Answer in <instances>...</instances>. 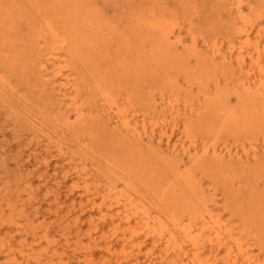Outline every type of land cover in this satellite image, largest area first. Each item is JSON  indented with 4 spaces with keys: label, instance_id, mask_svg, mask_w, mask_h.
<instances>
[{
    "label": "bare ground",
    "instance_id": "bare-ground-1",
    "mask_svg": "<svg viewBox=\"0 0 264 264\" xmlns=\"http://www.w3.org/2000/svg\"><path fill=\"white\" fill-rule=\"evenodd\" d=\"M111 1L112 0H110V2ZM123 1L124 0L122 1L120 0V2H122L123 5H125L126 3L124 4V2L126 0L124 2ZM144 1L145 0H143V3ZM186 1L187 0H185V2ZM105 2L107 3L106 0ZM155 2H158V0ZM155 2L154 4H157ZM222 2H224V0H222ZM233 2L237 5L238 9L236 10H239L241 12V14L239 13L240 14L239 18L242 21V23H244V25L240 26L239 23L237 24L235 23V26L232 27L230 30L231 36L227 38L226 35V38L229 39V44H230L227 45H229V47L231 46V53L229 54H232L231 57H228L224 55L225 53L222 52V46L216 42L215 36L213 37H215L216 43H214L213 45L211 44L208 45V43L205 42L207 44L206 45L207 49L209 48L208 51L211 54H208L206 49L205 50L207 53L203 54L202 52L203 50H201L202 48L199 49V46L197 44L196 36H194L193 39L191 40L192 41L191 45H186L187 43L185 44L183 38L180 36L181 34L180 35L176 34L177 31L179 32V30L181 29L180 23L176 19V17L174 16L172 17L171 16L172 14H170L169 12L171 16L170 18L168 16V13L163 14L161 11L156 9L158 6L155 8V5L154 8L152 6L151 8H148L147 5L146 6L147 9L145 7V10L144 7L143 9L140 10L138 8L140 6H138L137 4L136 5L138 7L134 5L135 8L139 9V11L134 13L133 14L134 16L133 15L129 16V20L127 19L128 21L126 20L127 22H124V23H128L129 27L127 29V27L125 26L126 29L123 30L121 27L122 18L121 19L117 18L120 20V21L118 20V22L115 23L111 22V20H109L107 17L108 14L106 13L107 14L106 15L105 12L103 11L104 9L102 8L103 9L102 10L96 4V2H94V0H0V94L1 96L4 97L8 91L17 92L18 90V86L12 84L11 76L9 75L11 71L16 72L23 79L24 82L27 81V84L34 83L33 81L34 78L36 84L34 85L35 87L40 89L42 92L47 91V94L49 95L53 94L54 98L56 99L54 100L55 103L52 102V106L55 108V110L53 111H56L55 113H57L56 115L54 114L56 120L55 122H57L55 123V125L58 124L59 126H61V128L63 127L64 131L67 130L68 132L73 134L75 138L73 142H75L79 146V151H77L78 149L76 151L79 152V154L85 155L86 156L85 158L90 160L93 165L97 164L96 169L99 172L103 171V177L105 175L104 185H99V186L96 185V187L94 186L93 188L91 187L92 185L88 183L92 175L88 170L89 166L86 163L76 164L78 162H76L77 159L74 158L75 156L72 157L69 156L70 159L67 157V159H69L70 165L72 166L71 171L74 170L75 173L77 174L76 176H78V180H76L75 178V181H78V183L76 184L74 189L80 188L82 185L84 186L83 189L84 194L82 192L80 197L83 195L85 196L82 197V202L79 203L80 206L82 207L83 210L88 208H90V210L92 211L96 210V212L101 213L100 215H102L103 212V215L98 216V218L96 219L94 217L97 216H95L94 214H93L94 217H92L91 219L89 216L88 220L90 224L88 223V221L87 222L82 221L83 223L86 222L87 225H90V229L88 226L87 229H85L86 231L88 230L87 232L83 231L84 228L82 230V227L75 226L77 227V230L75 232L76 233L75 236L77 239L74 241L75 242L74 244L75 246H80L82 248L83 247L85 248L86 254L84 255L83 258H85L86 263H92L93 257L96 254L95 251H97V249H101V252H103L102 254L104 255V262H105L104 264H109L111 262H115L116 264H139L141 263L140 260L142 261V259L146 260L145 261L146 264H220V263L221 264H264V261L261 259V256L255 254L253 250V247L257 246L260 248L261 253L262 252L264 253V194H262V191L261 193H259L258 188L260 186L257 187L258 186L257 182L258 180L260 181V176L262 177L264 176V170H262V172L261 171L258 172L259 174L258 175L257 170H252L253 167L252 169L244 167L242 169L243 170L242 173L240 172V174H236L237 171L239 172V168H236L234 165H231L233 164V162L230 164L229 161L227 160L231 159L233 161L236 158L240 160L242 159L243 154L241 155L240 152H236L234 154L233 151L229 149L228 146L225 147L226 149H224L222 148L221 145H219L222 136L225 134H230V135L235 134L236 136V135H241L242 133L248 134L249 132L252 131L255 132V134H261L264 136V87H263L264 79L262 80L263 78L262 76L264 75V64H263L264 62L262 63L261 61V48H260L261 42L259 38L257 40H255L254 38L253 40L251 36L250 33L251 28L249 26H254V22L252 23V21L249 20L247 16H245L246 14L245 15L243 14L242 0H233ZM128 3H131V1L129 0ZM258 3H259L258 5L261 6L260 2ZM101 4L102 3H100V5ZM203 4L204 2H202V5ZM248 4L250 5V3ZM262 4L264 6V0H262ZM162 6H160V9ZM199 6L201 7L200 4ZM228 6L229 5H227L226 7ZM186 7L188 6H185V9H187ZM205 8L206 7H204V9ZM253 8H251V11L253 10ZM163 9L164 8H162V11ZM176 9L177 7L175 8V10ZM201 9L203 10V8ZM166 10L168 9L165 8V11ZM223 10L225 11L226 9L224 8ZM123 12L121 11V13ZM253 12L254 10L251 12V14ZM116 13L119 12L117 11ZM190 14H191L190 19H192L193 14L192 13ZM119 15L118 17H122L121 15L120 16ZM176 15L177 17L179 16L177 12ZM256 15L257 14H255V16ZM112 16L111 18H113ZM262 17H264V12L262 14ZM117 19L115 20L117 21ZM187 19L189 20V18ZM233 20H235V18ZM191 26L192 25H190V27ZM24 27L27 28V30L29 31L27 34H23ZM188 28L187 30H190L189 35H191L190 32H192L193 29L191 30ZM193 33L195 34L194 30ZM217 35L220 37L218 32ZM223 38L225 39V36ZM201 39L203 40V37ZM180 46L185 48V51H187V53L182 54V51L181 53H178L179 51L177 52V50ZM262 46L264 45L262 44ZM250 49H254V51H256L257 54L255 53L256 54L255 55L253 54V52L250 53L249 52ZM226 50L228 49H225V51ZM234 50L239 51V52L237 51L238 53H236V56L234 54ZM247 56L248 57L250 56L251 58L249 62L252 61L251 66H249L250 68L248 67L249 69H246V65H245L247 61L246 60ZM217 58L222 59L223 63L226 64L230 63V65L233 64L231 60L233 61L234 59L236 63L239 65V73L238 74L234 73V71L236 70L234 68L235 70L233 71V74L232 73L229 74L230 72H227V68L224 67V64H215ZM228 59L231 60L228 61ZM193 62H195L196 64L194 63L195 65H193L192 64ZM4 68H7V70L10 71L6 75L3 73ZM255 73H258L261 79L259 82L256 81L254 83L251 82V78L254 76ZM182 76L186 79L183 81L187 83L189 90L193 89L194 87H198V89H200V94H203L202 96L205 97L202 98V100L205 99V101L203 100L204 102H201V104L204 103L202 107L200 108L197 107L199 110L194 109L193 103H190L191 101L189 102L190 104L188 103V101H186L189 98H187L185 101L182 102V100L185 99L182 97L183 95H182L181 87L183 86L180 87V83H179V80ZM153 77L154 78L157 77V79L158 77L163 79L164 84H162L163 89L161 90V100H162L161 104H163V106L166 105V107L164 106L163 108L169 109L170 110L169 112H171L170 114L177 115L175 118L176 120L181 118L180 116L183 106L186 109L190 107L192 114H194L195 112L199 113L198 116L199 118L197 121L196 119H194L195 118L194 117L185 123L184 128L182 129L183 137L182 138L178 137L179 139L175 141V143L173 142L174 144L172 143V138L174 136V133L176 132V128L178 127V121L177 122L173 121L174 124L173 123L166 124V122H164L163 119H161L162 121L160 122V120L152 121L150 118H148L151 116V114L154 113L157 114L158 104H159L158 102H160V100L158 101L157 99H155V95H154L155 89L154 88L152 89V87L154 86H151L152 85L151 81H153ZM222 77L226 79L225 83L227 85L230 83V85L232 84V86L234 87L235 93L237 94L238 97V103H237L238 105L236 104L237 106L235 107L228 106L226 99L228 98L227 92L229 90H227L226 88H228L230 85H228L227 87L224 86L222 87V83H221ZM160 80L161 79H159V82ZM212 83H215L216 85V89H214L216 91L213 92V94L212 92L210 93L211 91L210 86ZM157 87L161 88L159 83ZM168 88L171 89V93H169L170 89ZM166 91H168L169 94L168 97H166L167 95ZM231 91L232 92L230 94L234 92L233 88L231 89ZM20 93L22 94V92ZM190 95H192V93H190ZM197 95L199 96V94ZM16 96L18 95L16 94ZM199 98L200 97H198V100ZM160 109L162 110V107ZM5 110L8 111V109ZM140 111L143 112L141 113L143 115L141 119H143L144 117L142 124L141 121L139 120V115H138L140 114L139 113ZM21 114L22 113H20V115ZM45 114L48 113H46L45 111ZM156 114L154 115L156 116ZM51 115L53 114L51 113L50 116ZM5 116L6 115H4L3 117L4 119ZM72 116L75 117V119L73 118L74 119L73 121H71ZM208 116L212 117L211 121L208 119L209 122L207 121ZM158 117L156 116L155 118L159 119ZM163 117L164 115L161 118ZM3 118L1 117V121H0L1 123ZM25 118H26V114H25ZM17 119L19 121V117ZM49 120L50 119H48V121ZM25 121L27 123V120ZM50 121L54 123L53 120ZM203 125L204 127L202 128L201 131H205L207 137H204V139H202V143H199V139L197 137L200 135L199 134L197 135V131L199 130V127ZM111 126H113V129ZM5 128L6 127H4L3 129ZM29 128H31V126ZM35 129H37L36 126ZM57 129L58 128H56V130ZM47 131L49 132L50 130ZM48 132H46V134ZM123 133H126V136H123ZM127 134H132L134 135V137L137 136L138 138L141 139L147 137L150 142L154 141L155 138L157 137L158 139L156 140L160 141L161 143H163L162 141L165 140L166 144L169 147L171 146V144H173L171 147L173 149V152L177 156H181V155H186V157L188 156V159L191 163L189 169L187 170L185 168L182 169L181 163L177 162L175 159H170L171 157L170 158H165L166 156L158 157L156 153L154 154L151 152L144 151L143 149H137L134 146L128 145L130 142L126 144L125 138L127 137ZM16 135H18V133ZM184 138L185 139L187 138V140H184ZM46 140L48 139H44V141ZM239 140L237 139V141L241 143V141ZM228 142L229 144L231 143L230 141ZM200 144L202 145L199 148ZM69 145H71V143ZM52 146L54 145L52 144ZM55 146L62 156L68 155L67 153L68 151L71 152V150H74V149H70L67 150V152H65L64 147L66 146L64 145L63 147L59 141L57 144H55ZM220 146L222 149H220ZM257 149L258 148H256V146L251 148L252 151H255L254 153L255 155H257L258 153L256 152ZM23 150L25 149L23 148ZM160 151L161 150H159V152ZM156 152H158V150ZM244 152L249 159L250 158L249 156L251 155V151L246 150ZM47 154H49V151ZM8 157H10V154ZM8 157L5 158L7 159ZM30 158L32 157L30 156ZM54 158L55 157H53V159ZM3 159H1L0 161H2ZM25 163H23V165ZM10 168L12 169V166ZM62 169L63 168H61V170ZM232 169H238V170L237 171L235 170L234 172L232 171ZM7 170L8 169H6V172ZM259 170L260 169H258V171ZM14 171L15 170H13L12 173H14ZM74 171H72V173ZM199 173L202 176L203 175L208 176L209 177L208 179H210L208 173L215 174L213 180L215 181L214 183L219 186L221 185L228 186L230 183L234 184L236 181H238L242 185V182L244 183L243 179L246 178L247 182H245L246 184L243 185L250 190V197L248 200H246L247 204L245 205L243 204L242 206L238 205L236 210L233 211V213L231 211L232 213L231 219L230 217L227 216L226 218L228 219L225 220L223 215L217 213L218 212L216 206L217 200L208 197L204 191L206 187L204 186L203 189V187L201 186L202 182L200 181L202 178L200 179L198 178ZM74 174L72 176H74ZM66 177L68 178L67 174ZM211 177L213 178V176ZM34 178L36 179V177ZM65 178L64 180H66ZM99 178L97 180H100ZM24 181L25 180H23V182ZM101 186H104L105 189H103V187ZM120 186H123L122 190H120L121 188ZM18 187L20 189V187L22 186H18ZM215 187L216 186H214V188ZM55 191L57 193V190ZM5 192H7V189L5 190ZM43 192L45 193V191ZM33 194L35 195V192ZM44 195L43 197H45ZM8 196L10 197V194ZM57 196L59 199V194ZM15 198L16 197L14 196V198L12 199ZM0 199L1 201H3L2 198ZM229 199L230 198H228L227 200ZM47 203L49 202L47 201ZM20 204L22 203L20 202ZM72 204L73 206L77 205L71 202V205ZM6 205H9V203L8 204L6 203ZM67 205L68 204H66V206ZM7 207L4 208L6 209ZM9 207L11 208L12 206L9 205ZM41 207L43 208V206ZM19 208L21 207L19 206ZM227 208H229V206ZM227 208H225L226 211ZM75 209H78L77 206ZM26 210L27 212L29 211V209L27 208ZM14 211H15L14 213L17 212L15 209ZM61 214L64 215L65 213L63 212ZM81 214L82 213L80 212L79 216L77 215V217L80 218ZM73 215L71 216L73 217ZM2 217H4V213ZM21 217L19 218L18 216H15V218H17L16 220H18V218L21 219ZM74 217H76V215H74ZM99 217L104 222H106L105 220L110 221V224H108L111 226V227L108 226L111 228L109 230V233L104 232L103 228L102 229L99 228L100 224L97 222V219L100 220ZM4 218L6 219V217ZM11 218L13 219V216H11ZM24 218L27 219L26 216ZM56 218L57 217H54L53 220ZM5 219L3 220L5 221ZM31 221L33 222V219ZM28 222L31 223L30 221ZM68 222H72V221L70 220ZM76 222L79 223L81 221H79L78 219L76 220ZM38 223L34 224L35 227ZM77 223L75 224L77 225ZM31 224H29L30 228H31ZM7 225L8 224H6V226ZM15 225L18 226L19 223H17L16 221ZM26 225H28V223ZM26 225L25 224L23 225L24 228ZM54 225L56 224L54 223ZM1 226L3 227V225ZM21 227H17L19 232H21L23 229ZM50 227L51 226H49V228ZM108 227H107V231H108ZM7 228L8 230H10V227ZM27 229H29V226ZM5 230L7 231V229ZM23 232L24 234H27V231H23ZM42 232L44 233V235L42 233H36L35 230L32 232V234H34V236L36 237L38 234H41L40 239H45L46 241H48L49 246H47L46 249H44L45 247L41 246L42 244H40L41 242L40 240L39 249L43 248L44 252L42 251L43 252L42 253L40 251L41 253L38 255H36L37 252L36 254L32 252V249L34 250V247H32L31 245V240H28L30 241V245L29 243H27L26 235L24 239L20 242V245H15L17 247L20 246L18 248L12 245L11 243L9 246L4 239L3 243L0 244V251L1 252L3 251L4 253L7 252L5 253V256L6 254L7 256L5 257L6 260L4 264H28V263L30 264L31 260L32 261L34 260V264H70L68 263V261L67 262L65 261L67 257L64 259L61 255H60L61 257L58 256L59 247L52 248L53 241L52 242L49 241L50 239H49L48 227L47 229H45V231L43 230ZM63 232L60 233L63 234ZM68 232H72V231H68ZM17 234L19 233L17 232ZM20 234L22 235L23 233ZM13 235L14 234L12 232V236ZM84 236L89 238L90 241L89 246H85L86 244L84 245L83 243L85 238ZM61 237L63 238V236ZM22 238L23 237L21 236V239ZM6 239H8L7 236ZM52 239H54V237ZM55 239H54L55 242L54 244L58 243L56 242L58 239L56 240ZM36 240L38 241V239ZM71 240L72 239L70 237H66L67 246L69 249L75 250L72 249L74 248V244H72L73 242L71 243ZM148 240H150L149 243L152 242L153 247H151L152 249H150L146 253L145 256L146 258L142 257V259H140V255L144 251V244ZM27 244L32 248H29V250L26 249V246L28 247ZM93 244L94 246H92ZM118 246H121L122 249L121 247ZM51 248L53 251H51L52 252L50 253L51 255H48L49 254L48 250ZM118 248H120L121 250H119ZM45 250L46 252L47 251L48 252L46 253ZM158 250L161 253V255H158L159 257L155 256V254L158 253L157 252ZM257 252L258 251H256V253ZM76 254L74 252V256ZM72 256L73 253H71V258ZM74 259L76 261L78 258L77 259L74 258ZM85 262L83 264H85Z\"/></svg>",
    "mask_w": 264,
    "mask_h": 264
},
{
    "label": "rangeland",
    "instance_id": "rangeland-1",
    "mask_svg": "<svg viewBox=\"0 0 264 264\" xmlns=\"http://www.w3.org/2000/svg\"><path fill=\"white\" fill-rule=\"evenodd\" d=\"M107 1V3L105 2V0H94V2H96V4L105 12V14L107 15V17H108V19L109 20H111V22H113V23H115V22H118V20L119 19H121V23H122V25H121V27H122V29L124 30V29H126V27H127V29H128V23H124V22H127L128 20H129V16H132L134 13H136V12H138L139 11V9L141 10V9H143V7H144V10H145V7L148 5V8H151V6L154 8V5H155V8L156 9H158L159 11H161L163 14H167L168 13V16L171 18V16L173 17H176V19L179 21V23H180V26H181V29L179 30V32L177 31V35L179 34H181L180 36L183 38V40H184V42H185V44L186 45H191V43H192V39H193V37L194 36H196V39H197V44H198V46H199V49L200 48H202L201 50H203L202 52H203V54L205 53H207L208 52V54H211L208 50H209V48L207 49V44L206 43H208V45H213L214 43H218V44H220L221 46H222V52L223 53H225L224 55H226V56H228V57H231V55L232 54H229V53H231V46L229 47V39H227V38H229L230 36H231V28L232 27H234L235 26V23L237 24V23H239V25L240 26H243L244 25V23H242V21L240 20V14H241V12L239 11V10H236V9H238L237 8V5L233 2V0H224V2H222V0L220 1V0H187L186 2H185V0L184 1H181V0H158V2H155V1H157V0H145L144 1V3H143V0H130L131 1V3H128V1L129 0H124L123 2H124V4L126 5H123V3L122 2H120V0H112L111 2H110V0L108 1V0H106ZM121 3H119V2ZM122 1V0H121ZM164 1V2H163ZM180 1V2H179ZM196 1V2H195ZM205 1H207V2H205ZM210 1V2H209ZM258 0H242V12H243V14L245 15V16H247L248 17V19L249 20H251L252 21V23L254 22V26H249L251 29H250V33H251V36H252V38H253V40H254V38H255V40H257L258 38L260 39V42H261V45H260V48H261V61H262V63L264 62V48H262V47H264V46H262V44L264 45V17H262V14H263V12H264V6H263V4H262V0H260V1H258V2H260V4H261V6L260 5H258L259 3L257 2ZM109 2V3H108ZM115 2V3H114ZM148 2V3H147ZM154 2L155 3H157V4H154ZM181 2H183V3H181ZM185 2V3H184ZM201 2V3H200ZM202 2H204V4L202 5ZM228 2H229V4H228ZM233 2V3H232ZM257 2V3H256ZM100 3H102L101 5H100ZM139 3V4H138ZM143 3V4H142ZM150 3H151V5H150ZM176 3V4H175ZM210 3H211V5H210ZM222 3V4H221ZM226 3V4H225ZM247 3V4H246ZM248 3H250V5L248 4ZM131 4V5H130ZM138 6H140V7H138ZM142 4V5H141ZM175 4V5H174ZM198 4V5H197ZM199 4L201 5V7L199 6ZM225 4V5H224ZM116 5V6H115ZM137 6L138 8H135V6ZM163 5V6H162ZM165 5V6H164ZM170 5V6H169ZM197 7H196V6ZM207 5H208V7H207ZM213 5V6H212ZM227 5H229L228 7H230V8H228V7H226ZM236 5V6H235ZM132 6H133V8H132ZM160 6H162L161 7V9H160ZM172 6V7H171ZM175 6V7H174ZM184 8H183V7ZM185 6H188V7H186L187 9H188V11H187V9H185ZM202 6H204V7H206L205 9H204V7H202ZM252 6V7H251ZM115 7V8H114ZM121 7V8H120ZM170 7H171V9H170ZM174 7V8H173ZM177 7V9L175 10V8ZM232 7V8H231ZM254 7V8H253ZM260 7V8H259ZM110 8V9H109ZM118 8V9H117ZM131 8H132V10H131ZM162 8H164L163 9V11H162ZM165 8L166 9H168V10H166L165 11ZM201 8H203V10L201 9ZM226 9L225 11H227V12H225L223 9ZM250 8V9H249ZM251 8H253V10H254V15H253V13L251 14V12L253 11H251ZM256 8V9H255ZM113 9H114V11H113ZM117 9V10H116ZM121 9V10H120ZM127 10V11H125V10ZM146 9H147V7H146ZM178 9H179V11H178ZM228 9V10H227ZM183 10H185V11H183ZM206 10V11H205ZM219 10H220V12H219ZM256 10V11H255ZM119 12L120 13V15L122 16V17H118V15H119V13H116V12ZM121 11L125 14H123V13H121ZM133 11V12H132ZM190 11V12H189ZM192 11V12H191ZM126 12V13H125ZM129 12V13H128ZM169 12H170V14H172L171 16H170V14H169ZM172 12V13H171ZM176 12H177V14H179V16L177 17V15H176ZM206 12V13H205ZM215 13V15H214V13ZM256 12V13H255ZM113 13V14H112ZM114 13H116V14H114ZM190 13H192L193 15H192V19H190V16H191V14ZM240 13V14H239ZM130 14V15H129ZM175 14V15H174ZM189 14V15H188ZM238 14H239V16H238ZM255 14H257L256 16H255ZM113 15V16H112ZM115 15H116V17H115ZM119 15V16H120ZM124 15V16H123ZM186 16V18H185V16ZM188 15V16H187ZM194 15H195V17H194ZM213 15V16H212ZM219 15V16H218ZM231 15V16H230ZM259 15V16H258ZM111 16L113 17V18H111ZM134 16V15H133ZM221 16V17H220ZM232 17V18H231ZM238 17V18H237ZM117 19V18H119V19H117V21L115 20V19ZM182 18V19H181ZM184 18H185V20H184ZM187 18H189V20L187 19ZM197 18V19H196ZM199 18V19H198ZM222 18V19H221ZM224 18V19H223ZM228 18V19H227ZM235 18V20H233ZM128 19V20H127ZM207 19V20H206ZM236 19H238V20H236ZM124 20V21H123ZM127 20V21H126ZM195 20V21H194ZM205 20V21H204ZM120 21V20H119ZM184 21V22H183ZM189 21V22H188ZM213 21V22H212ZM241 21V22H240ZM188 22V23H187ZM207 22V23H206ZM210 22H212V23H210ZM124 23V24H123ZM193 23V24H192ZM192 25L191 27H190V25ZM203 24H205V25H203ZM210 24V25H209ZM126 26V27H125ZM188 26H189V28H188ZM209 26V27H208ZM211 26V27H210ZM216 26V27H215ZM240 26H238V27H240ZM124 27V28H123ZM213 27V28H212ZM187 28L188 29H193L194 30V32H195V34L193 33V30H192V32H190V34L191 35H189V31L190 30H187ZM202 28H204V29H202ZM211 28V29H210ZM259 28H262V29H259ZM187 31H186V30ZM208 29V30H207ZM210 29V30H209ZM199 31V32H197V31ZM205 30V31H204ZM215 30V31H214ZM217 30V31H216ZM257 30H259V31H257ZM209 31V32H208ZM212 31V32H211ZM226 33H225V32ZM29 31L27 30V28H25L24 27V29H23V34H27ZM188 32V33H187ZM205 32V33H204ZM207 32V33H206ZM217 32H218V34L220 35V37L217 35ZM188 34V35H187ZM257 34H259V35H257ZM203 37V40L201 39L202 37ZM210 35H212V36H210ZM223 35V36H222ZM226 35H227V38H226ZM185 36H187V37H185ZM199 36V37H198ZM213 36H215L216 37V42H215V37H213ZM225 36V39L223 38ZM205 37H206V39H205ZM210 37V38H209ZM208 38H209V40H208ZM213 39H214V41H213ZM223 40V41H222ZM191 41V42H190ZM221 41V42H220ZM202 42V43H201ZM206 42V43H205ZM213 42V43H212ZM228 42V43H227ZM205 43V44H204ZM227 44H229V45H227ZM228 47V48H227ZM182 46H180L179 48H178V50H177V52L178 53H181V51H182V54H185V53H187V51H185V48H183ZM207 50V52H206V50ZM225 49H228V50H226L225 51ZM205 51V52H204ZM238 50H234V54H235V56H236V53H238L237 52ZM250 53L251 52H253V54H255L256 53V51H254V49H250V51H249ZM257 54V53H256ZM255 54V55H256ZM230 55V56H229ZM251 58H250V56L248 57L247 56V61H246V69H249L250 67L249 66H251V64H252V61H250L249 62V60H250ZM218 60V61H217ZM217 60L215 61L216 63L215 64H224V67H226L227 68V72H230L229 74H233V71H234V73H236V74H238L239 73V65L236 63V61L233 59V61L231 60V59H228V61L229 60H231V62L233 63V64H231L230 65V63H223V60L222 59H220V58H217ZM222 60V61H221ZM221 62V63H220ZM249 62V63H248ZM195 62H193L192 64L193 65H195L194 64ZM264 64V63H263ZM232 67V68H231ZM249 67V68H248ZM235 68V69H234ZM8 72H10V71H8L7 70V68H4V70H3V73L6 75ZM16 72H14V71H11V73L9 74L10 76H11V81H12V84L13 85H16V86H18V90H17V92H11V91H8L7 92V94L4 96V97H2L1 96V94H0V116L3 118L4 117V115H6L5 116V119L3 118L2 119V123L0 122V138H1V144H0V146H1V149H0V160L1 159H3L2 161H0V173H1V175H0V198H2V200L3 201H1V199H0V205L2 206H0V244H2L3 243V240L5 239V242H7V244L10 246V243L12 244V245H20V242L24 239V237H25V235H26V238H27V243H29V245H30V241H28V240H31V245H32V247H34V250L32 249V252H34L35 254H36V252H37V254L36 255H38V254H40L44 249H46V247L47 246H49L48 245V241H46L45 239H40L41 238V234H38L37 235V237L36 236H34V234H32V232L35 230V232L36 233H42L43 235H44V233L42 232L43 230L45 231V229H47V227H48V230H49V241H53V243H52V248L53 247H55V248H57V247H59V251H58V256H62L64 259L67 257V259H65V261L67 262L68 261V263H70V264H83L84 262H85V258H83L84 257V255L86 254V250H85V248L83 247H80V246H75V240L77 239L76 238V236H75V232H76V230H77V227L78 226H80V227H82V230H83V228H84V232H87L85 229H87V226L89 227V229H90V225H87V221H88V223H89V216H90V219L92 218V217H94V215L95 216H97V217H94L95 219L96 218H98V216H102L103 215V212H102V215H100L101 213H99V212H96V210H90V208H88V209H85V210H83L82 209V207L80 206V204L79 203H81L82 202V197L83 196H85V195H83V196H81L80 197V195H81V193L83 192V189H84V186L82 185L80 188H75L74 189V187L76 186V184L78 183V181H75V178H76V180H78V176H76L77 174L75 173V171L74 170H72V171H74L73 173H72V171H71V168H72V166L70 165V162H69V159H70V157L69 156H75L74 158L75 159H77V161L76 162H78V163H76V164H84V163H86L88 166H89V168H88V170H89V172L92 174L91 175V177H90V179H89V181H88V183L89 184H91L92 186L91 187H93L94 188V186L96 187V185H104V183H105V175H104V177H103V171H101V172H99L96 168H97V164L96 165H93L92 164V162L90 161V160H88V159H86L85 157V155H83V154H79V152H77V151H79V146L75 143V142H73V140L75 139L74 138V136H73V134H71L70 132H68L67 130L66 131H64L63 130V127L61 128V126H59L58 124H56L55 125V123H57V122H55L56 120H55V117H54V114L56 115L57 113H55L56 111H53V110H55V108L52 106V102H54V100H56L55 98H54V95L52 94V95H49V94H47V91L46 92H42L40 89H38L37 87H35L34 85H36L35 84V80H34V78H33V81H34V83H30V84H27V81H23V79L16 73ZM228 74V73H227ZM256 74V75H255ZM254 74V76L251 78V82H259L260 81V79H261V77L259 76V74L258 73H255ZM17 77V78H16ZM227 77V76H226ZM256 77V78H255ZM263 78H262V80L264 79V75L262 76ZM159 79H161L160 80V82H159ZM224 79V80H223ZM257 79V80H256ZM151 80H152V78H151ZM183 80H186L183 76L180 78V80H179V83H180V87L181 86H183V87H181V89H182V97L183 98H185V99H183L182 100V102L183 101H185L187 98H189V99H187L186 101H188V103L190 102V103H193V105H194V109H196V110H199L197 107H202V105L204 104V103H202L201 104V102H204L205 101V99H203L202 100V98L204 97V96H202L203 94H200V89H198V87H194L193 89H191V90H189V87H188V85H187V83L186 82H184ZM225 81H226V79L224 78V77H222V80H221V83H222V87L224 86V87H227L228 85H230V83L227 85L226 83H225ZM158 83H159V85H160V87L161 88H159V87H157V85H158ZM151 86H154V87H152V89L154 88L155 89V99H157L158 101L160 100V102H158L159 104H160V107H159V104H158V111H157V114L156 113H154V114H156V116L159 118V119H157V118H155L156 116L154 115V114H151V116L150 117H148V118H150L152 121H154V120H156V121H159L160 120V122L162 121L161 119H163V121L164 122H166V124L167 123H170V124H174V122L173 121H178V127L176 128V132L174 133V136H173V138H172V143L174 142L175 143V141H177L179 138H182L183 137V134H182V129L184 128V125H185V123L187 122V121H189V120H191L192 118H194V119H196V121L198 120V116H199V113L198 112H195L194 114H192V111H191V109H190V107L188 108V109H190V110H188V109H186V108H184V106L182 107V110H181V118L180 119H182V120H180V119H178V120H176L175 118H176V114H174V115H172V114H170L171 112H169L170 110L169 109H167V108H163L164 106L166 107V105H164L163 106V104H161L162 103V100H161V90L163 89V86H162V84H164V81H163V79L162 78H159L158 77V79H157V77H153V81H151ZM182 84V85H181ZM226 84V85H225ZM187 85V86H186ZM230 86H231V88H230ZM228 88H226L227 90H229L228 92H227V95H228V98L226 99L227 100V103H228V106L229 107H235V106H237L238 104V97H237V94L235 93V90H234V87L232 86V84L230 85ZM263 87H264V80H263ZM233 88V95L232 94H230L232 91H231V89ZM168 89H170V88H168ZM210 89H211V91H210V93L212 92V94H213V92H215L216 90H214V89H216V85H215V83H212L211 84V86H210ZM39 90V91H38ZM32 91V92H31ZM186 91H187V93H186ZM199 93H198V92ZM20 92H22V94L20 93ZM48 92H49V90H48ZM159 92V93H158ZM15 93V94H14ZM37 93V94H36ZM40 93V94H39ZM166 93H167V95H166V97H168V91H166ZM169 93H171V89H170V92ZM190 93H192V95H190ZM196 95H195V94ZM16 94L19 96H16ZM39 94V95H38ZM197 94H199V96L197 95ZM232 95V96H231ZM33 96V97H32ZM159 96V97H158ZM187 96V97H186ZM197 96V97H196ZM17 97V98H16ZM196 97V98H195ZM198 97H200L199 98V100H198ZM236 97H237V99H236ZM54 98V99H53ZM195 98V99H194ZM205 98V97H204ZM48 99H49V101H48ZM20 100V101H19ZM25 100V101H24ZM196 100H197V102H196ZM200 100H202V101H200ZM48 102V103H47ZM33 103V104H32ZM55 103V102H54ZM163 103H165V102H163ZM189 103V104H190ZM197 105H196V104ZM200 103V104H199ZM16 104V105H15ZM50 104V105H49ZM157 104V103H156ZM184 104V103H183ZM237 104V105H236ZM38 107H37V106ZM185 105V104H184ZM196 105V106H195ZM201 105V106H200ZM231 105V106H230ZM7 106V107H6ZM22 106V107H21ZM49 106H50V108H49ZM3 107V108H2ZM17 107V108H16ZM25 107V108H24ZM162 107V110L160 109ZM2 108V109H1ZM20 108V109H19ZM29 108H31V109H29ZM42 108V109H41ZM184 108V109H183ZM5 109H8V111L7 110H5ZM25 109V110H24ZM142 109V108H141ZM16 110V111H15ZM29 110H31V111H29ZM44 110V111H43ZM51 110V111H50ZM165 110V111H164ZM188 112H187V111ZM3 111V112H2ZM29 111V112H28ZM38 111V112H37ZM45 111H46V113H48V114H45ZM47 111H50V112H47ZM142 111V110H141ZM139 112L140 114L141 113H143V112ZM151 111H152V109H151ZM164 113H163V112ZM182 111H183V113H182ZM27 112V113H26ZM34 112V113H33ZM166 112V113H165ZM186 112V113H185ZM20 113H22L21 115H20ZM30 115H29V114ZM41 113H43V114H41ZM53 114V115H51L50 116V114ZM158 113H159V115H158ZM8 114H9V116H8ZM12 114V115H11ZM25 114H26V118H25ZM36 114V115H35ZM45 114V115H44ZM140 114H138L139 115V120L141 121V124L143 123V119H144V117H143V119H141L142 118V114L140 115ZM185 114V115H184ZM15 115H17V116H15ZM19 115V116H18ZM32 115V116H31ZM35 115V116H34ZM39 115H41V116H39ZM43 115V116H42ZM48 117H47V116ZM164 115V117L163 118H161L162 116ZM194 115V116H193ZM196 115V116H195ZM22 116V117H21ZM161 116V117H160ZM168 116V117H167ZM190 116V117H189ZM1 117H0V121H1ZM19 117V121H18V118ZM24 117V118H23ZM29 119H28V118ZM171 117H173V118H171ZM183 117V118H182ZM186 117V118H185ZM197 117V118H196ZM8 118V119H7ZM31 118V119H30ZM36 118H38V119H36ZM43 118H44V120H43ZM75 119V117H73L72 116V118H71V121H73L74 119ZM147 118V119H148ZM154 118V119H153ZM172 120H170V119ZM190 118V119H189ZM7 119V120H6ZM48 119H50V120H53L54 121V123L53 122H51L50 120V122L48 121ZM175 119V120H174ZM184 119V120H183ZM211 121L212 120V117L211 116H208L207 117V121L209 122V120ZM25 120H27V123H26V121ZM29 120V121H28ZM33 120V121H32ZM37 120V121H36ZM180 120V121H179ZM9 123H8V122ZM18 121V122H17ZM21 121V122H20ZM25 121V122H24ZM39 121V122H38ZM13 123V124H12ZM20 123V124H19ZM23 123V124H22ZM47 123H48V125H47ZM53 123V124H52ZM6 124V125H5ZM12 124V125H11ZM52 126H51V125ZM18 125V126H17ZM28 125H29V127L31 126V128L32 127H34V128H29L28 127ZM42 125H43V127H42ZM2 126V127H1ZM10 128H9V127ZM35 126H36V128L37 129H35ZM4 127H6L5 129H3ZM12 127H14V128H12ZM26 127V128H25ZM40 127V128H39ZM47 127V128H46ZM112 127V129H113V126H111ZM111 127H109V128H111ZM180 127V128H179ZM204 127V125L203 126H201V127H199V130L197 131V135L199 134L200 136H198L197 138L199 139V143H202V139H204V137H207V134H205V131H201L202 130V128ZM20 128V129H19ZM56 128H58L57 130H56ZM201 128V129H200ZM11 129H12V131H11ZM19 131H18V130ZM44 131H43V130ZM51 129H52V131H51ZM112 129H110V130H112ZM150 129V128H149ZM4 130V131H3ZM15 130V131H14ZM17 130V131H16ZM41 130V131H40ZM47 130H50L49 132L47 131ZM7 131V132H6ZM9 131V132H8ZM38 131H39V133H38ZM56 131V132H55ZM61 131V132H60ZM64 131V132H63ZM178 131V132H177ZM180 131V132H179ZM24 132V133H23ZM43 132V133H42ZM46 132H48L47 134H46ZM204 132V133H203ZM9 133V134H8ZM18 133V135H16ZM35 133V134H34ZM56 133V134H55ZM58 133V134H57ZM62 133V134H61ZM177 133V134H176ZM25 134V135H24ZM33 135V137H32V135ZM252 134V135H251ZM28 135H31V136H28ZM44 135V136H43ZM57 135V136H56ZM182 135V136H181ZM203 135V136H202ZM227 135V136H226ZM232 135V136H231ZM225 134V135H223L222 136V139L220 140V142H219V145H221L222 146V148H224V149H226L225 147H229V149H231L232 151H233V153L235 154L236 152H240V154L242 155V159H234L233 161L231 160V159H228L227 161H229V163L231 164L232 162H233V164H231V165H234L236 168H239V172L237 171L238 169H232V171H234L235 172V170L237 171V173L236 174H240V172L242 173V169L244 168V167H247V168H249V169H252V167H253V169L252 170H257V174H258V172H262V170H264V136L263 135H261V134H255V132H249L248 134H245V133H242L241 135H236L235 136V134ZM243 135H245V136H243ZM260 135H261V137L263 138H261L260 137ZM6 136V137H5ZM20 136V137H19ZM38 136V137H37ZM48 136V137H47ZM52 136V137H51ZM56 136V137H55ZM123 136H126V133H123ZM130 136V137H129ZM235 136V137H234ZM247 136V137H246ZM41 137V138H40ZM46 137V138H45ZM179 137V138H178ZM228 137V138H227ZM231 137V138H230ZM237 137V138H236ZM250 137V138H249ZM259 137V138H258ZM6 138V139H5ZM11 138V139H10ZM33 138H34V140H33ZM71 138H73V139H71ZM131 138H133V139H131ZM135 138V139H134ZM137 138V139H136ZM230 138V139H229ZM20 139V140H19ZM44 139H48V140H46V141H44ZM61 139V140H60ZM126 139V144L127 143H129L128 145H131V146H134V147H136L137 149H143L144 151H147V152H151V153H156L157 155H158V157H165V158H170V159H175L177 162H180L181 163V165H182V169H189V167H190V165H191V163H190V161H189V159H188V156L186 157V155H181V156H177L174 152H173V149H172V145L174 144H171V146L169 147L167 144H166V141L164 140V141H162L163 143H161L160 141H158V140H156V139H158L157 137L155 138V140L154 141H152V142H150L149 141V139L147 138V137H144L143 139H141V138H138L137 136H135L134 137V135H132V134H127V137L125 138ZM176 139V140H175ZM237 139L239 140V141H241V143L240 142H238L237 141ZM246 139H247V141H249V142H247L246 141ZM3 140V141H2ZM15 140V141H14ZM17 140V141H16ZM27 140V141H26ZM70 142H69V141ZM131 140V141H130ZM145 142H144V141ZM174 140V141H173ZM184 140H187V138L185 139L184 138ZM230 141L231 143L229 144V142L228 141ZM233 140V141H232ZM25 141V142H24ZM44 141V142H43ZM49 141V142H48ZM58 141L61 143V145L64 147V145L66 146V147H64V149H65V152H67V150H70V149H74V150H71V152H67L68 153V155H61V153L58 151V149L56 148V146H55V144H57L58 143ZM141 141V142H140ZM223 141V142H222ZM253 141V142H252ZM262 141V142H261ZM10 144H9V143ZM30 142V143H29ZM47 142V143H46ZM67 142H68V145H67ZM157 142V143H156ZM233 142V143H232ZM259 142V143H258ZM21 145H20V144ZM26 143H28V144H26ZM32 143V144H31ZM35 143V144H34ZM40 143V144H39ZM49 143H51V144H49ZM64 145H63V144ZM71 143V145H69ZM225 143V144H224ZM52 144L54 145V146H52ZM74 144H76V145H74ZM150 146H149V145ZM157 144V145H156ZM235 144V145H234ZM239 144V145H238ZM241 144V145H240ZM242 144H243V146H242ZM258 144V145H257ZM262 144V145H261ZM23 145V146H22ZM41 145V146H40ZM161 145V146H160ZM201 145L202 144H200L199 145V148L201 147ZM225 145V146H224ZM233 145H234V148H233ZM248 145V146H247ZM8 148H7V147ZM17 146V147H16ZM43 146V147H42ZM52 146V147H51ZM221 146H220V149H222L221 148ZM231 146V147H230ZM238 146H239V148H238ZM241 146H242V148H241ZM254 146H256V148H258L257 149V151L256 152H258L257 153V155H255L254 153H255V151H252L251 150V148L252 147H254ZM37 147V148H36ZM44 147H47V148H44ZM51 147V148H50ZM55 147V148H54ZM67 147H68V149H67ZM75 147V148H74ZM157 147V148H156ZM159 147V148H158ZM160 147H161V149H160ZM167 147V148H166ZM19 148H20V151H19ZM22 148V149H21ZM23 148L26 150H23ZM149 148V149H148ZM263 148V149H262ZM3 149H5V150H3ZM10 149V150H9ZM18 149V150H17ZM28 149V150H27ZM40 151V153H39V151ZM78 149V150H77ZM169 149V150H168ZM240 149V150H239ZM30 150V151H29ZM53 150V151H52ZM77 150V151H76ZM158 150V152H156ZM159 150H161L160 152H159ZM228 150V149H227ZM227 150H225V151H227ZM246 150H248V151H251V155L249 156L250 158L248 159V157H247V155L245 154V152L244 151H246ZM259 150V151H258ZM38 151V152H37ZM48 151H49V154H47L48 153ZM58 151V152H57ZM76 153H75V152ZM11 152V153H10ZM54 152V153H53ZM75 154H74V153ZM165 152V153H164ZM261 152V153H260ZM20 153V154H19ZM29 155H28V154ZM31 153H32V155H31ZM46 153V154H45ZM164 153V154H163ZM9 154H10V157H8L9 156ZM15 154V155H14ZM19 154V155H18ZM27 154V155H26ZM58 154V155H57ZM73 154V155H72ZM77 154H79V155H77ZM254 154V155H253ZM12 155V156H11ZM43 155V156H42ZM56 155V156H55ZM81 155V156H80ZM262 155V156H261ZM18 156V157H17ZM30 156L32 157V158H30ZM40 158H39V157ZM60 156V157H59ZM66 156V157H65ZM81 157V159H80V157ZM174 158H173V157ZM253 156V157H252ZM3 157V158H2ZM5 157H8L7 159L5 158ZM16 157H17V159H16ZM20 157V158H19ZM25 157H27V158H25ZM36 157V158H35ZM45 157H46V160H45ZM48 157V158H47ZM53 157H55L54 159H53ZM67 157L69 158V159H67ZM30 158V159H29ZM34 158V159H33ZM39 158V159H38ZM50 158V159H49ZM60 158V159H59ZM62 158V159H61ZM78 158H79V160H78ZM88 158V157H87ZM181 158V159H180ZM182 158H183V160H182ZM246 158V159H245ZM258 158V159H257ZM9 159V160H8ZM20 159V160H19ZM49 159V160H48ZM243 159H245V160H243ZM248 159V160H247ZM252 159V160H251ZM255 159V160H254ZM257 159V160H256ZM12 160V161H11ZM22 160H23V162H22ZM33 160V161H32ZM40 160V161H39ZM57 160V161H56ZM61 160V161H60ZM85 162H84V161ZM87 160V161H86ZM157 160V159H156ZM179 160V161H178ZM251 160V161H250ZM28 161V162H27ZM31 161V162H30ZM43 161H44V163H43ZM56 161V162H55ZM91 162V164H90V162ZM93 161V160H92ZM248 161V162H247ZM26 162V163H25ZM34 162V163H33ZM42 164H41V163ZM47 162H48V164H47ZM58 162H60V163H58ZM66 162V163H65ZM88 162H89V164H88ZM235 162V163H234ZM240 162V163H239ZM246 162V163H245ZM261 162V163H260ZM4 163V164H3ZM5 163H8L9 165H10V167L12 166V169L13 170H15L14 171V173H12V169L9 167V165L8 164H5ZM18 163H20V164H18ZM23 163H25L24 165H23ZM30 163V164H29ZM32 163V164H31ZM37 163V164H36ZM38 163H40V164H38ZM61 163H63V164H61ZM183 163V164H182ZM184 163H185V165H184ZM29 166H28V165ZM34 164V165H33ZM187 164V165H186ZM242 164V165H241ZM36 165V166H35ZM40 165V166H39ZM57 165V166H56ZM93 165V166H92ZM249 165V166H248ZM261 165V166H260ZM19 166V167H18ZM35 166V167H34ZM185 166V167H184ZM2 167V168H1ZM22 167V168H21ZM26 167V168H25ZM95 167V168H94ZM261 167V168H260ZM262 167H263V169H262ZM31 168V169H30ZM61 168H63L62 170H61ZM69 170H68V169ZM80 168H82V167H80ZM256 168V169H255ZM4 169V170H3ZM6 169H8L7 170V172H10V173H7L6 172ZM9 169H11V170H9ZM258 169H260L259 171H258ZM18 172H17V171ZM21 170V171H20ZM32 170V171H31ZM35 170V171H34ZM43 170V171H42ZM54 170V171H53ZM58 172H57V171ZM25 171V172H24ZM34 171V172H33ZM39 171V172H38ZM41 171V172H40ZM91 171H93V172H91ZM185 171V170H184ZM4 172V173H3ZM16 172H17V175H16ZM69 172V173H68ZM24 173V174H23ZM30 173V174H29ZM37 173V174H36ZM46 173V174H45ZM62 173V174H61ZM75 173V174H74ZM100 173V174H99ZM216 173V172H215ZM12 174V175H11ZM44 174H45V176H44ZM66 174H67V176H68V178L66 177ZM74 174V176H72ZM95 174H96V176H95ZM105 174V173H104ZM262 174V173H261ZM260 174V175H261ZM8 175H9V177H8ZM11 175V176H10ZM14 175V176H13ZM18 176V177H16V176ZM22 175V176H21ZM32 175V176H31ZM41 175V176H40ZM61 175V176H60ZM208 175L210 176V179H208L209 177L208 176H206V175H201L200 173H199V176H198V178L200 179V178H202L201 179V181L200 182H202L201 183V186L203 187V189H204V186L206 187L205 188V193L207 194V196L208 197H210L211 199H213L214 198V200H217L216 201V206H217V213H219V214H221V215H223L224 216V219L225 220H227L228 218H226L227 216L228 217H230V219H231V215H232V213H233V211H235L236 210V208H237V206L239 205V206H242L243 204L245 205V204H247V202H246V200H248L249 199V197H250V190L248 189V188H246L244 185L246 184L245 182H247V180H246V178L245 179H243V181H244V183L242 182V185L238 182V181H236L234 184H229L230 185V187H229V185L228 186H219V185H216L214 182V177H215V174H209L208 173ZM259 175V174H258ZM20 176V177H19ZM202 176V177H201ZM211 176H213V178L211 177ZM3 177V178H2ZM8 177V178H7ZM11 177V178H10ZM13 177V178H12ZM34 177H36V179L34 178ZM66 177V178H65ZM101 180H97L98 178ZM1 178H2V180H1ZM7 178V179H6ZM25 178V179H24ZM45 178H47V179H45ZM64 178L66 179V180H64ZM91 178H92V180H91ZM97 178V179H96ZM103 178V179H102ZM205 178V179H204ZM264 176L262 177V176H260V181L258 180V182H257V184H258V186L257 187H259L258 189H259V193H261V191H262V194H264ZM19 179V180H18ZM27 179V180H26ZM33 180V181H31V180ZM62 179V180H61ZM74 179V180H73ZM10 180V181H9ZM16 180H18V181H16ZM23 180H25L24 182H23ZM51 180V181H50ZM54 180V181H53ZM59 182H58V181ZM42 181H44L45 182V184H44V182H42ZM62 181V182H61ZM75 181V182H74ZM102 181H104V182H102ZM209 181H210V183H209ZM2 182V183H1ZM12 182V183H11ZM14 182V183H13ZM23 182V183H22ZM39 182V183H38ZM51 182V183H50ZM213 182V183H212ZM18 183V184H17ZM41 184V185H38V184ZM43 183V184H42ZM56 183V184H55ZM67 183V184H66ZM71 183V184H70ZM103 183V184H102ZM263 183V184H262ZM2 184V185H1ZM9 186H8V185ZM21 184H24V185H21ZM33 184H34V187H33ZM66 185V186H64V185ZM204 184V185H203ZM239 184V185H238ZM244 184V185H243ZM260 184V185H259ZM4 185V186H3ZM22 186V187H20V189H19V187L18 186ZM50 185V186H49ZM210 185V186H209ZM216 186L215 188H214V186ZM241 185V186H240ZM6 186V187H5ZM16 186V187H15ZM26 186V187H25ZM57 186V187H56ZM64 186V187H63ZM213 186V187H212ZM233 186V187H232ZM237 186V187H236ZM239 186V187H238ZM5 187V188H4ZM47 187V188H46ZM66 187H67V189H66ZM83 187V188H82ZM101 187H103V189H105V187L104 186H101ZM121 188H120V190H122L123 189V186H120ZM209 187H212V188H209ZM229 187V188H228ZM241 187V188H240ZM244 187V188H243ZM9 188V189H8ZM11 188V189H10ZM15 188V189H14ZM29 188V189H28ZM36 188V189H35ZM40 188V189H39ZM49 188V189H48ZM60 190H58V189ZM65 188V189H64ZM92 188V189H93ZM217 188V189H216ZM225 188V189H224ZM245 188H246V190H245ZM261 188V189H260ZM7 189V192H5V190ZM17 189V190H16ZM19 189V190H18ZM50 189H53V190H50ZM211 191H210V190ZM216 189V190H215ZM233 189V190H232ZM248 189V190H247ZM9 190V191H8ZM47 190V191H46ZM55 190H57V193H56V191ZM68 192H67V191ZM74 190V191H73ZM227 190V191H226ZM11 191V192H10ZM23 191V192H22ZM29 191H31V192H29ZM32 191H34L35 192V195L33 194L34 192H32ZM43 191H45V193L43 192ZM206 191H208V192H206ZM233 191H235V192H233ZM237 191V192H236ZM9 192V193H8ZM14 192V193H13ZM29 194H28V193ZM47 192V193H46ZM50 192H51V194H50ZM78 192V193H77ZM80 192V193H79ZM239 192V193H238ZM244 192V193H243ZM2 193V194H1ZM6 193H8V194H6ZM16 193V194H15ZM18 193V194H17ZM21 193H22V195H21ZM56 193V194H55ZM66 193V194H65ZM223 193V194H222ZM4 194V195H3ZM5 194H6V196H5ZM10 194V197L8 196ZM20 194V195H19ZM29 196H28V195ZM45 194V195H44ZM59 194V199H58V195ZM83 194H84V192H83ZM229 194V195H228ZM234 194V195H233ZM241 194V195H240ZM247 194V195H246ZM1 195H2V197H1ZM38 195V196H37ZM43 195L46 197H43ZM76 197H75V196ZM78 195V196H77ZM221 195V196H220ZM232 195V196H231ZM237 195V196H236ZM14 196L16 197L15 199L17 200H15V199H12V198H14ZM27 196H28V198H27ZM40 196V197H39ZM55 196H56V198H55ZM61 196V197H60ZM68 196H69V198H68ZM231 196V197H230ZM7 197H9V198H7ZM24 197H26V198H24ZM31 197V198H30ZM37 197V198H36ZM75 197V198H74ZM216 197V198H215ZM220 197H222V198H220ZM235 197V198H234ZM239 197V198H238ZM5 198V199H4ZM25 200H24V199ZM44 198V199H43ZM225 200H224V199ZM228 198H230L229 200H227ZM234 198V199H233ZM27 199V200H26ZM43 199V200H42ZM53 199V200H52ZM233 199V200H232ZM244 199V200H243ZM41 200V201H40ZM50 200V201H49ZM54 200H56V201H54ZM61 200V201H60ZM77 200V201H76ZM220 200V201H219ZM239 200V201H238ZM13 201H14V203H13ZM15 201H16V203H15ZM23 201V202H22ZM25 201V202H24ZM47 201L49 202V203H47ZM53 201V202H52ZM66 202V204H68L67 206H66V204H65V202ZM75 201V202H74ZM85 201V200H84ZM222 201H224V202H222ZM230 201V202H229ZM2 202V203H1ZM4 202V203H3ZM20 202L22 203V204H20ZM52 202V203H51ZM71 202L72 203H75V204H77L76 206H77V208L78 209H75L76 208V206H73V204L71 205ZM221 204H220V203ZM232 202V203H231ZM6 203L8 204L9 203V205L10 206H12L11 208H13V209H11L10 207H9V205H6ZM15 204V205H13V204ZM51 203V204H50ZM219 203V204H218ZM21 207V208H19V206ZM25 204V205H24ZM26 204H27V207H26ZM38 204V205H37ZM49 204H50V206H49ZM54 204V205H53ZM224 204V205H223ZM227 204H228V206H229V208H227L228 206H227ZM230 204V205H229ZM6 205V206H5ZM22 205V206H21ZM58 205V206H57ZM220 205V206H219ZM8 206V207H7ZM14 206V207H13ZM41 206H43V208L41 207ZM44 206H46V207H44ZM60 206V207H59ZM65 206V207H64ZM69 206V207H68ZM231 206V207H230ZM4 207H7L6 209L4 208ZM16 207V208H15ZM36 207H38V208H36ZM80 207V208H79ZM224 207V208H223ZM235 207V208H234ZM2 208V209H1ZM26 208L27 209H29V211L27 212V210H26ZM34 208V209H33ZM47 208H48V210H47ZM65 208H66V210H65ZM69 208V209H68ZM71 208H73V209H71ZM225 208H227V211L225 210ZM233 208V209H232ZM240 208V207H239ZM14 209L17 211L16 213H14L15 211H14ZM71 209V210H70ZM228 209H229V211H228ZM13 210V211H12ZM23 210V211H22ZM69 212H68V211ZM87 210H88V212H87ZM225 210V211H224ZM10 211V212H9ZM59 211V212H58ZM71 211H72V213L74 214V215H76V217H74V215L71 213ZM221 213H220V212ZM224 211V212H223ZM231 211H232V213H231ZM4 213V217H6V219L4 218V217H2V215H3V213ZM13 212V213H12ZM19 212V213H18ZM24 212V213H23ZM27 212V213H26ZM40 214H39V213ZM65 213L64 215L63 214H61V213ZM67 212V213H66ZM80 212L82 213L80 216V218L79 217H77V215L79 216V214H80ZM91 214H90V213ZM229 212V213H228ZM22 213V214H21ZM27 215H26V214ZM37 213V214H36ZM79 213V214H78ZM95 213H98V214H95ZM2 214V215H1ZM15 214V215H14ZM18 214V215H17ZM20 214H21V216H20ZM67 214V215H66ZM94 214V215H93ZM9 215H11V216H13V219L11 218V216H9ZM32 217H31V216ZM71 215H73V217L71 216ZM15 216H18L19 218L21 217V219H19L18 218V220H16L17 218H15ZM27 217V219L26 218H24V217ZM31 218H30V217ZM61 216V217H60ZM64 216V217H63ZM68 216V217H67ZM8 217V218H7ZM29 217V218H28ZM54 217H57L58 219H59V221H60V223H59V221H58V219L56 218V219H54L53 220V218ZM70 217H72V218H70ZM85 217H86V219H85ZM61 218V219H60ZM74 218V219H73ZM76 218H78L79 219V221H81V222H79V223H77L76 222V220H78V219H76ZM3 219H5V221L3 220ZM11 219V220H10ZM26 219V220H25ZM30 219V220H29ZM33 219V222L31 221ZM63 219V220H62ZM72 221V222H68V221H70V220ZM73 219V220H72ZM85 219V220H84ZM99 219H100V217H99ZM14 220V221H13ZM55 220H57L58 221V223H57V221H55ZM16 221H17V223H19V225L18 226H16L15 224H16ZM28 221H30L31 223H29ZM53 221H55V222H53ZM82 221H86V222H82ZM100 221V222H99ZM106 222H104V221H102L101 219L100 220H98L97 219V222L100 224L99 225V228H103V230H104V232H107V233H109V230L111 229L110 227V225H108V224H110V221H107V220H105ZM12 222H15V223H12ZM22 222V223H21ZM25 222V223H24ZM38 222H40V223H38ZM63 222H65V223H63ZM74 222V223H73ZM101 222H103V223H101ZM236 222V221H235ZM2 223V224H1ZM11 223V224H10ZM28 223V225H26ZM36 223H38L37 225L39 226H37L36 225V227H35V225L34 224H36ZM42 223V224H41ZM54 223L56 224V225H54ZM75 223H77V225L75 224ZM81 223V224H80ZM83 223V224H82ZM6 224H8L7 226H6ZM21 224V225H20ZM26 225L25 226V228H24V226L23 225ZM29 224H31V228H30V225ZM49 224V225H48ZM80 224V225H79ZM90 224V223H89ZM233 224H234V222H233ZM1 225H3V227L1 226ZM5 225V226H4ZM62 225H63V227H62ZM83 225V226H82ZM102 225V226H101ZM105 225V226H104ZM16 226V227H15ZM22 226V227H21ZM28 226H29V229H27L28 228ZM49 226H51L50 228H49ZM71 228H70V227ZM75 226H77V227H75ZM104 226V227H103ZM108 226H110V227H108ZM7 227H10V230H8V228ZM12 227V228H11ZM17 227H21V228H23L22 229V231L21 232H19L18 231V228ZM52 227H53V229H52ZM107 227H108V231H107ZM35 228V229H34ZM66 228H67V230H66ZM74 228H76V229H74ZM105 228H106V231H105ZM5 229H7V231L5 230ZM13 229V230H12ZM32 229V230H31ZM34 229V230H33ZM63 229H64V232H63ZM11 230H12V232H13V236H12V232H11ZM42 230V231H41ZM59 230V231H58ZM5 231V232H4ZM23 231H27V234H24V232ZM32 231V232H31ZM57 233H56V232ZM68 231H72V232H68ZM74 231V232H73ZM17 232L19 233V234H17ZM59 232V233H58ZM60 232H63V234L62 233H60ZM5 233V234H4ZM20 233H23L22 235L20 234ZM29 233H30V235H29ZM68 234V236H67V234ZM74 233V234H73ZM32 234V235H31ZM55 236H54V235ZM66 236H65V235ZM40 235V236H39ZM42 235V236H43ZM53 235V236H52ZM59 235H61V236H63V238L61 237V236H59ZM72 235V236H71ZM6 236H7V238L9 239H6ZM10 236H11V239H10ZM15 236V237H14ZM21 236L23 237L22 239H21ZM39 236V237H38ZM65 236V237H64ZM32 237V238H31ZM54 237V239L56 238V239H58L56 242H58V243H56V244H54L55 242H54V239H52V238ZM66 237H70L72 240H73V238H74V240L72 241L71 240V243L72 244H74V248H72V249H75V250H71V249H69L68 248V246H67V243H66ZM85 237V238H84ZM84 237H82V238H84V245L85 246H89V244H90V241H89V238L88 237H86V236H84ZM2 238V239H1ZM12 238H15V239H12ZM87 238H88V240H87ZM35 239V240H34ZM36 239H38V241L36 240ZM55 239V240H56ZM86 239V240H85ZM11 240V241H10ZM17 240V241H16ZM35 241V242H33V241ZM40 240H41V242H40ZM45 240V241H44ZM61 241H62V243H61ZM64 241V242H63ZM89 241V242H88ZM39 242H40V244H42L41 246L42 247H45L44 249L43 248H41V249H39L40 248V246H39ZM60 242V243H59ZM150 242V240H148L145 244H144V251L141 253V255H140V259H142V257H144V258H146L145 256H146V253L150 250V249H152L151 247H153L152 246V242L151 243H149ZM18 243V244H17ZM34 243H37V244H34ZM45 243V244H44ZM46 243H47V245H46ZM43 244H44V246H43ZM58 244V245H57ZM60 244V245H59ZM151 244V245H150ZM28 245V244H27ZM28 245V247L26 246V249H28L29 250V248H32V247H30ZM38 245V246H37ZM149 245V246H148ZM36 246V247H35ZM63 246H64V249H63ZM92 246H94V244L92 245ZM147 246V247H146ZM15 247H17V246H15ZM18 247H20V246H18ZM17 247V248H18ZM38 247V248H37ZM80 247V248H79ZM118 247H121V246H118ZM52 248L51 249H49L48 251H49V254L48 255H51L50 253H52L51 251H53L52 250ZM257 248V249H256ZM259 247H257V246H254L253 247V250H254V252H255V254H257V255H259V256H261V259L264 261V253L262 254L261 253V250H260V248L258 249ZM62 249V250H61ZM119 250H121L122 249V247H121V249L120 248H118ZM145 249H146V251H145ZM71 252H70V251ZM79 250V251H78ZM41 251V252H40ZM47 251V252H48ZM73 251V252H72ZM84 253H83V252ZM256 251H258L257 253H256ZM1 252V251H0ZM31 252V251H30ZM44 252V251H43ZM42 252V253H43ZM45 252H46V250H45ZM46 252V253H47ZM68 252H69V254H68ZM74 252H75V254L76 253H78V254H81V255H78V254H76L75 256H74ZM81 252V253H80ZM158 253H156L155 254V256H157V257H159L158 255H161V253H160V251L158 250L157 251ZM260 252V253H259ZM2 253H4L3 251L0 253V259H2V260H0V262H2V263H0V264H4L5 263V260H6V256H7V254H6V256H5V253H7V252H5L4 254H2ZM62 253V254H61ZM71 253H73V256H72V258H71ZM95 256H97V257H93V260H92V263H94V264H104L105 262H104V255L102 254L103 252H101V249H97V251H95ZM160 253V254H159ZM259 253V254H258ZM98 254V255H97ZM101 254V255H100ZM2 255H4V256H2ZM47 255V254H46ZM60 256V257H61ZM78 258L76 261H75V259L74 258ZM102 257H103V259H102ZM59 258V257H58ZM81 258V259H80ZM98 258V259H97ZM72 259V260H71ZM80 259V260H79ZM102 259V260H101ZM4 260V261H3ZM70 260V261H69ZM82 260V261H81ZM145 259H142V261L140 260V262L141 263H139V264H146L145 263ZM72 262V263H71ZM157 262H159V261H157ZM34 264V260L32 261L31 260V262H30V264ZM92 263H86L85 262V264H92ZM29 264V263H28ZM109 264H116L115 262H111V263H109ZM221 264V263H220Z\"/></svg>",
    "mask_w": 264,
    "mask_h": 264
}]
</instances>
